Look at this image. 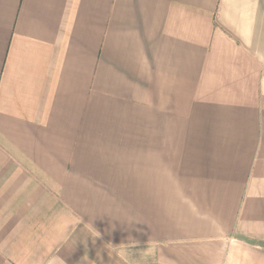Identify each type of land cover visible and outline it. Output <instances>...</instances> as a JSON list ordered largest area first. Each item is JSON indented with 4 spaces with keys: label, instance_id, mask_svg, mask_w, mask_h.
Listing matches in <instances>:
<instances>
[{
    "label": "crops",
    "instance_id": "0c3cea01",
    "mask_svg": "<svg viewBox=\"0 0 264 264\" xmlns=\"http://www.w3.org/2000/svg\"><path fill=\"white\" fill-rule=\"evenodd\" d=\"M264 264V0H0V264Z\"/></svg>",
    "mask_w": 264,
    "mask_h": 264
},
{
    "label": "clouds",
    "instance_id": "9594fccd",
    "mask_svg": "<svg viewBox=\"0 0 264 264\" xmlns=\"http://www.w3.org/2000/svg\"><path fill=\"white\" fill-rule=\"evenodd\" d=\"M54 264H64V261L61 260L58 256L53 257Z\"/></svg>",
    "mask_w": 264,
    "mask_h": 264
}]
</instances>
